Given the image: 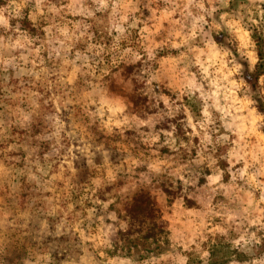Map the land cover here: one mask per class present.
<instances>
[{
    "label": "rangeland",
    "instance_id": "1",
    "mask_svg": "<svg viewBox=\"0 0 264 264\" xmlns=\"http://www.w3.org/2000/svg\"><path fill=\"white\" fill-rule=\"evenodd\" d=\"M263 114L264 0H0V264H264Z\"/></svg>",
    "mask_w": 264,
    "mask_h": 264
},
{
    "label": "trees",
    "instance_id": "2",
    "mask_svg": "<svg viewBox=\"0 0 264 264\" xmlns=\"http://www.w3.org/2000/svg\"><path fill=\"white\" fill-rule=\"evenodd\" d=\"M260 59H261V56H260ZM259 66H261V64L260 65H258V68H259ZM260 112H261V110H260ZM264 115V114H263Z\"/></svg>",
    "mask_w": 264,
    "mask_h": 264
}]
</instances>
